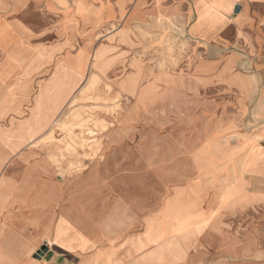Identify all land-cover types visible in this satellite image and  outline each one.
I'll list each match as a JSON object with an SVG mask.
<instances>
[{
	"label": "crops",
	"instance_id": "obj_1",
	"mask_svg": "<svg viewBox=\"0 0 264 264\" xmlns=\"http://www.w3.org/2000/svg\"><path fill=\"white\" fill-rule=\"evenodd\" d=\"M112 1L87 4L78 24L62 22L63 44L52 48L44 41L46 28L0 4V264H161L159 253L145 254L154 249L146 235L162 231L154 216L161 206L140 207L139 147L107 148V162L87 163L67 177L54 174L45 152L33 147L80 89L98 45L92 43L114 21L123 20L133 40L135 23L159 13L180 19L193 42L207 54L215 51L223 74L239 68L228 83L239 116L264 122V0ZM113 35L117 40L124 34ZM80 41L86 49L82 73L79 49H73ZM259 129V150L249 148L240 165L257 170L241 196L249 203L264 202V127ZM43 246L47 251L38 257Z\"/></svg>",
	"mask_w": 264,
	"mask_h": 264
},
{
	"label": "rangeland",
	"instance_id": "obj_2",
	"mask_svg": "<svg viewBox=\"0 0 264 264\" xmlns=\"http://www.w3.org/2000/svg\"><path fill=\"white\" fill-rule=\"evenodd\" d=\"M135 1L126 0L130 4ZM93 2L0 0L1 5L17 8L13 14L16 17L29 19L37 29L46 28L48 37L44 41L51 48L63 44L59 25L78 24L81 9ZM179 20L159 13L151 20L135 23L133 40L128 35L114 39L113 34L125 29L121 19L101 30L92 47L110 42V63L97 84L104 93L108 91L105 87L113 86L106 93L111 100L105 103L88 97L73 109L68 104L58 123L33 147L43 150L57 168L54 174L64 177L82 172L85 163L107 162L111 157L106 154L107 148L139 147L140 207L161 206L154 216L162 231L146 235L145 243H154V249L146 255L159 253L161 264H264V202L249 203L241 197L250 191L249 182L257 170L240 166L249 148L259 150V128L264 122L252 123L249 117L239 116L232 105L234 93L228 87L232 71L239 68L231 69L230 76L223 74L225 64L217 68L215 51L207 54L204 47L193 42ZM83 44L76 42L73 49L80 52ZM250 53L254 54L253 47ZM90 59L81 87L92 73ZM201 63H213L214 67L201 69ZM132 69L140 72L138 91L134 95L124 92L122 99L115 100L119 90L116 83L134 76ZM80 93L78 90L76 95ZM115 105L122 107L121 113L109 117L105 109ZM74 109L83 115L100 113L113 125L107 131L104 121L99 120L82 134L79 126L74 125L75 130L72 126L75 121L69 113ZM72 136L80 142L75 144ZM69 143L73 145L67 146ZM53 147L58 151H52ZM259 157L262 166L264 154ZM235 184L239 192L232 190Z\"/></svg>",
	"mask_w": 264,
	"mask_h": 264
},
{
	"label": "bare ground",
	"instance_id": "obj_3",
	"mask_svg": "<svg viewBox=\"0 0 264 264\" xmlns=\"http://www.w3.org/2000/svg\"><path fill=\"white\" fill-rule=\"evenodd\" d=\"M119 32V31H118ZM127 32H129V28L128 27H125V29L121 32L122 34H124L123 36H125V34L127 33ZM6 41V40H5ZM111 49V46L110 45H108V44H106L105 42H100L98 45H97V47L94 49V51H93V53H92V55H91V59H90V64H89V67H91L92 68V73H91V75L89 76V78L87 79V81H86V84L83 86V87H80V89H79V91L81 92L80 93V96H78V95H74L72 98H71V100L69 101V108L70 107H72V109L77 105V103H78V101L79 100H81V99H86V98H88V97H90V98H95L96 100H102L103 102H105V103H108L110 100H111V97H110V95H108V94H106L108 91H110V90H112L113 89V86H110V87H105L104 89H105V91L106 90H108L107 92H102V91H100V89H99V85L97 84V80H98V78L100 77V76H102L103 75V73L105 72V70L107 69V66L109 65V60H108V57H107V52L109 51ZM85 53H86V49L84 48V46H81V51L80 52H78V54H79V57H80V66H79V69H80V73H82L84 70H85V66H86V57H85ZM132 72V74L134 75V76H129V78L128 79H126L127 81H123V80H120V81H118L116 84L118 85V88H119V90H118V93H116L117 94V96H115V100H116V98L118 99H122L121 97H122V95H123V93L124 92H127V94H131V95H134L137 91H138V89H139V84H140V72H139V70H137V69H132L131 70ZM111 84V83H110ZM112 95V94H111ZM89 101V100H88ZM114 101V100H113ZM81 102V101H80ZM85 102V101H84ZM91 102H92V99H91ZM98 102V101H97ZM118 102V101H117ZM81 103H83V102H81ZM88 103V102H87ZM110 103H112V102H110ZM116 103V102H115ZM98 104V103H97ZM87 107V106H86ZM99 107H101V106H99ZM106 107V106H105ZM104 107V108H105ZM79 108V107H78ZM98 108V107H97ZM111 108V107H110ZM87 109V108H86ZM88 109H91L90 107L88 108ZM94 109V108H93ZM103 110V109H102ZM106 111V114H108V116L109 117H113V118H116V117H118L119 115H120V113H121V110H122V107L120 106V105H115V106H113L111 109H105ZM90 112V111H89ZM104 113V112H103ZM70 114V117L72 118V121L74 120L75 122L73 123V127H74V125H76V126H79V129H81L80 130V132L82 133V131H84L85 130V128L86 127H89V125L92 123V124H95V123H98V121L99 120H103L104 121V125H103V127L105 128V130H109L110 129V127L113 125V122H111V121H108V120H106V119H104L101 115H100V113H96V112H94V111H91L90 113H88V114H86V112H85V114L86 115H83V113L80 111V110H78V109H74V110H72V112L71 113H69ZM67 119H68V116H67ZM117 120V119H116ZM58 121H59V119H57L56 121H55V123L54 124H56V123H58ZM68 121V120H67ZM67 121H66V123H67ZM71 124H72V122H70ZM68 124V123H67ZM59 126L61 125H64V124H58ZM67 125H64V127H66ZM63 127V128H64ZM66 128H68V127H66ZM59 130H60V127L58 128ZM74 130L76 129V127H74L73 128ZM89 129H90V127H89ZM88 129V130H89ZM95 129V128H94ZM69 130V129H68ZM74 130H73V132H74ZM96 130H98V129H96ZM70 131V130H69ZM87 131V130H86ZM92 132L94 131V130H91ZM89 132V131H88ZM91 132V133H92ZM99 132V131H98ZM67 133H68V131H67ZM70 133V132H69ZM75 133V132H74ZM73 133V134H74ZM95 133H97V132H95ZM99 133H101V132H99ZM71 134V133H70ZM77 134V133H76ZM83 134V133H82ZM82 134H81V136H82ZM98 134V133H97ZM69 136V135H68ZM78 136H79V134H78ZM77 136V137H78ZM81 136H79V137H81ZM83 136H86V135H83ZM94 136H95V134H94ZM78 137V138H79ZM89 137H92V135L91 136H89ZM65 138V137H64ZM84 138V137H83ZM72 139H73V141L75 142V144L76 143H78V142H80L79 141V139H77V138H75V137H73L72 136ZM66 141V140H65ZM62 142V141H61ZM66 142H68V141H66ZM85 142V141H84ZM64 143V142H63ZM66 144H68V143H66ZM65 145V144H64ZM73 144H70L69 143V145H67V146H72ZM61 146V145H60ZM57 147V146H56ZM52 148V147H51ZM65 149H66V147H64ZM63 148V149H64ZM69 148V147H68ZM67 148V149H68ZM71 148V147H70ZM46 149H48V148H46ZM60 149H61V147H60ZM59 149V151H61ZM63 149H62V152H63ZM72 149V148H71ZM50 150H52V149H50ZM55 149H54V147H53V150L52 151H54ZM76 150V149H75ZM51 151V152H52ZM56 151H58V150H55V152ZM71 151V150H70ZM77 151V150H76ZM79 152V151H78ZM81 152V151H80ZM54 153V152H53ZM70 152H69V150H68V154H69ZM76 154H77V152H76ZM81 154V153H80ZM50 155V154H49ZM54 155V154H53ZM56 156H57V154H55ZM64 155H67V154H65L64 153ZM51 156H52V154H51ZM63 156V155H62ZM72 156V155H71ZM75 156H78V155H75ZM83 156V155H82ZM64 157H66V156H64ZM50 158H53V157H50ZM56 158H60V156L58 157H56ZM53 159H55V157L53 158ZM61 159H63V157L62 158H60V160ZM80 158H78V160H79ZM57 160V159H56ZM56 160H54V161H56ZM50 161H52V160H50ZM58 161V160H57ZM56 161V162H57ZM63 161H64V159H63ZM83 161V160H82ZM58 163V162H57ZM73 163V162H72ZM54 165V164H53ZM72 167H73V165H71ZM85 167L87 166V163H85V165H84ZM78 166H76V168H77ZM84 167V168H85ZM83 168V167H82ZM81 168V169H82ZM83 168V169H84ZM74 170V169H73ZM72 170V171H73ZM76 170V169H75ZM70 171V170H69ZM89 171V170H88ZM71 172V171H70ZM67 174H69V173H67ZM72 174H74L73 172H72ZM72 174H70V175H72Z\"/></svg>",
	"mask_w": 264,
	"mask_h": 264
},
{
	"label": "water",
	"instance_id": "obj_4",
	"mask_svg": "<svg viewBox=\"0 0 264 264\" xmlns=\"http://www.w3.org/2000/svg\"><path fill=\"white\" fill-rule=\"evenodd\" d=\"M239 8H237V11H238ZM47 251V247L46 246H43L38 252H37V256L40 257L44 254V252Z\"/></svg>",
	"mask_w": 264,
	"mask_h": 264
}]
</instances>
